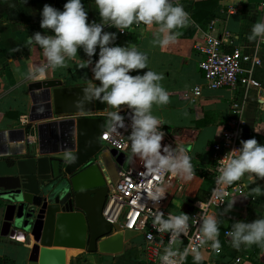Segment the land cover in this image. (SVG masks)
Instances as JSON below:
<instances>
[{
  "label": "crops",
  "instance_id": "1",
  "mask_svg": "<svg viewBox=\"0 0 264 264\" xmlns=\"http://www.w3.org/2000/svg\"><path fill=\"white\" fill-rule=\"evenodd\" d=\"M196 1L198 0H179L189 11ZM217 1L214 18L224 20L226 28L234 35L232 45L241 46L261 60L259 66L247 65V70L260 82V88L240 86L234 91L228 88H203L202 97L195 104L183 95L195 85H203V73L199 67L203 54L196 49L195 44L199 41L202 31L207 30L208 23L196 24L191 18L192 23L175 30L179 32L177 40L166 50H161L159 46L152 43V31L155 26L149 30L143 23L139 24V28L133 24L125 30V33H121L114 27L104 28V31L116 33V45L124 46L127 43L135 45L139 51L147 55L149 69L163 74L164 79L161 84L169 93V102L163 106L154 105L153 114L164 122V128L173 133L174 139L191 157V164L194 167L199 160H209L212 144L220 138V135L216 136L220 125L224 127L227 120L234 116L230 109L234 101L243 108L245 119L239 143L241 140L250 138H255L258 143H264V110H261L264 104V43L247 39L253 24L264 20V15L258 9L259 0ZM66 2L67 0H27L25 3L24 0H0V134H3L0 135V148L6 146L4 150L0 149L3 157H10L6 155L13 151L18 152L15 156L16 160L30 155L20 139L22 134H19V130L24 133L25 139L29 135L34 136L35 140L29 141L28 144L38 149L37 123L22 122L24 115H30L33 105L28 90V84L33 81L24 79V73L31 64L42 63L45 58L42 49L38 46L26 45L28 37L33 33L44 34V31H49L40 27V11L43 6L48 4L63 10ZM82 3L88 14V22L99 23L100 17L95 0H82ZM230 8L235 12H229ZM232 45H227L225 48L231 50ZM98 52L97 48V54L93 56L94 61L98 59ZM81 59H87V57L82 49H78L75 60L66 61L65 67L58 68L46 80H60L63 86L85 84L87 78H92V73L90 68H79ZM144 71L147 69L139 70L140 74ZM131 74L136 75L137 72L133 71ZM9 130L14 131L12 137L8 136ZM60 138V127H56L55 130L48 128L44 143L46 147H49ZM183 177L186 181L188 198L181 201L175 200L169 206V210L178 215L181 212L187 214L190 201L205 199L212 189L211 180L203 178L200 174L192 178ZM239 182L248 184L247 175ZM257 184L264 189V179L258 180ZM255 187L256 185L249 184L245 188L246 194L230 199L226 204L233 201L235 203L229 212L224 211L226 205L212 211L211 214H216L220 221L218 237L220 249L219 251L211 247L202 249L207 256L203 264H253L252 258L264 264V245L260 246L258 252H254L253 246L242 245L240 249H234L229 235L226 234L231 231L232 223L235 221L251 222L264 217V195H256L253 191ZM4 206L5 203L0 200V258L7 257L13 264H27L30 246L17 239L1 235ZM134 238L136 237L125 241L122 251L116 254L89 253L81 249L67 248L65 249L66 264H134L136 253L142 243L140 239L135 245L126 246ZM185 264H193L191 256L187 258Z\"/></svg>",
  "mask_w": 264,
  "mask_h": 264
},
{
  "label": "clouds",
  "instance_id": "2",
  "mask_svg": "<svg viewBox=\"0 0 264 264\" xmlns=\"http://www.w3.org/2000/svg\"><path fill=\"white\" fill-rule=\"evenodd\" d=\"M26 3L27 0H24ZM100 22H88V14L82 0H67L63 10L45 4L40 11V27L44 30L35 32L28 37L26 46H38L42 49L44 62L31 64L24 79L43 81L54 74L58 68H63L66 61L75 60L78 49H82L87 59H81L79 68H90L92 78H87L81 89L78 107H85L100 101L109 110L104 112L109 127L113 130H127L126 115L130 117V133L128 140L132 155H138L146 168L160 178L167 173L190 178L193 174L191 157L183 148L162 145L165 136L162 130L164 122L153 114V106H163L169 102V93L161 84L163 74L148 67V57L139 51L135 45H116V33L104 31V28L114 27L121 33L133 24L143 23L152 31V43L166 50L174 44L179 28L188 26L193 21L179 0H95ZM51 33V34H49ZM249 41L264 43V20L253 24ZM98 52V59L93 56ZM147 69L142 74L139 70ZM135 71L136 75L131 73ZM98 81L99 83H96ZM126 106V107H122ZM261 110H264L262 104ZM223 131L222 124L216 136ZM255 132L259 133L256 129ZM62 158L75 162L71 150H65ZM132 157L130 156L129 159ZM217 190L214 195L222 202L223 190L233 185L247 175L248 184L245 188L256 185L253 191L256 195H264L257 181L264 179V143H258L255 138L240 141V147L228 151L218 161ZM166 189L163 185L154 186V201L157 211L152 223L156 232L168 234V243L163 247L158 259L160 264H185L189 256L193 264H203L207 259L203 246L211 242L217 251L220 249V221L216 214L204 212L206 205L199 204L201 213L190 216L181 212L179 215L168 214L159 210V201L165 198ZM235 201L226 204L225 213L229 212ZM190 221L199 225V243L183 245L181 237H186L190 229ZM231 246L240 249L242 245H264V217L251 222L235 221L228 233Z\"/></svg>",
  "mask_w": 264,
  "mask_h": 264
},
{
  "label": "water",
  "instance_id": "3",
  "mask_svg": "<svg viewBox=\"0 0 264 264\" xmlns=\"http://www.w3.org/2000/svg\"><path fill=\"white\" fill-rule=\"evenodd\" d=\"M84 86H63L57 79L29 83V121L37 123L38 149L19 130L30 155L16 160L17 151L7 153L10 157L0 154V200L5 203L1 235L30 246L27 264H66L67 248L116 254L135 235L119 226L112 233L102 216L109 175L117 179L125 154L101 151L98 136L105 117L84 114L109 108L100 101L78 107ZM56 127L61 138L46 147L48 128ZM13 135L9 130L8 136ZM65 150L73 152L75 162L62 158Z\"/></svg>",
  "mask_w": 264,
  "mask_h": 264
},
{
  "label": "built area",
  "instance_id": "4",
  "mask_svg": "<svg viewBox=\"0 0 264 264\" xmlns=\"http://www.w3.org/2000/svg\"><path fill=\"white\" fill-rule=\"evenodd\" d=\"M189 14L190 11L184 8ZM259 11L264 15V0H259ZM229 12H235L230 8ZM125 33V32H123ZM234 35L226 28L224 20L214 18L210 21L207 30L202 31L199 41H196L195 47L203 54V59L199 67L203 73V85H195L183 93L194 104L198 103L202 97L203 88L218 89L228 88L236 90L240 86L260 88V82L255 79L247 65L261 64V60L257 55L251 54L241 46L232 45ZM232 45L231 50L225 47ZM231 112L234 116L227 120L220 138L212 144V152L207 161H197L196 172H193L190 178L200 174L203 178L210 179L212 189L208 196L203 199H194L190 201L187 214L190 216H198L201 213L199 204L206 205L205 213L211 214L214 209L223 208L226 203L233 197L246 194V189L242 182H235L231 186H227L223 190L222 202H218L214 192L217 190L216 177L218 176V160L230 150L240 147L239 137L242 128L245 126L243 108L237 101L232 102ZM128 110L124 108L121 112L126 115L125 123L129 125L127 130H113L109 127L107 117L104 112H89L84 116H103L105 123L99 133L98 140L101 143V151H109L116 149L118 152L125 154L124 162L117 167V179L110 183L107 197L103 206L102 216L106 223L112 227V233H117L116 226L121 231H132L135 233L133 237L141 236L138 256L134 259V264H160L158 259L163 251V247L168 243V234L158 233L153 227V217L157 211V207L152 200L154 194V186L163 185L166 189L165 198L159 201V210L168 214L178 215L174 211L169 210L170 203L178 200H186L188 198L186 181L181 175H173L167 173L163 178L158 177L146 168L142 159L136 162L137 155H132L130 141L126 136L130 133V117L125 114ZM22 122L28 124L29 116L24 115ZM165 136L161 141L162 145H171L172 147H180L174 139L173 133L162 126ZM28 139L35 140L34 136ZM132 157L129 159V157ZM199 225L190 221L189 233L186 237H181L183 245L187 246L190 242L199 243ZM229 232H226L228 234ZM211 247V242L203 246Z\"/></svg>",
  "mask_w": 264,
  "mask_h": 264
},
{
  "label": "trees",
  "instance_id": "5",
  "mask_svg": "<svg viewBox=\"0 0 264 264\" xmlns=\"http://www.w3.org/2000/svg\"><path fill=\"white\" fill-rule=\"evenodd\" d=\"M217 4V0H198L193 4V6H191L190 16L196 24H209L211 19L214 18V9L217 7ZM135 27L139 28V24H136ZM196 171V167L193 166V172ZM252 246L254 248V252H258L261 245L254 244ZM71 261H73V259H71ZM252 261L253 264H261L256 258H252ZM0 264H13V262L7 257H2L0 258Z\"/></svg>",
  "mask_w": 264,
  "mask_h": 264
},
{
  "label": "rangeland",
  "instance_id": "6",
  "mask_svg": "<svg viewBox=\"0 0 264 264\" xmlns=\"http://www.w3.org/2000/svg\"><path fill=\"white\" fill-rule=\"evenodd\" d=\"M141 158L137 155V159H136V162H138ZM140 239H142L141 236H137L136 238L132 239L131 241H129L126 246H132V245H135L138 241H140ZM128 246V247H129ZM136 256H138V252L136 253Z\"/></svg>",
  "mask_w": 264,
  "mask_h": 264
},
{
  "label": "flooded vegetation",
  "instance_id": "7",
  "mask_svg": "<svg viewBox=\"0 0 264 264\" xmlns=\"http://www.w3.org/2000/svg\"><path fill=\"white\" fill-rule=\"evenodd\" d=\"M108 173V172H107ZM109 175V174H108ZM113 181H115L113 178H112V176L111 175H109V180H108V182H107V189H109V185H110V183H112Z\"/></svg>",
  "mask_w": 264,
  "mask_h": 264
}]
</instances>
